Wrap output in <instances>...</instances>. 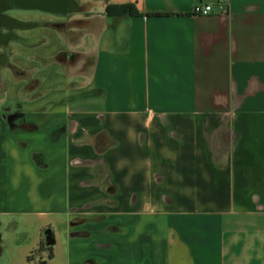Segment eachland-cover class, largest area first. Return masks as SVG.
I'll list each match as a JSON object with an SVG mask.
<instances>
[{"label":"crops","instance_id":"obj_1","mask_svg":"<svg viewBox=\"0 0 264 264\" xmlns=\"http://www.w3.org/2000/svg\"><path fill=\"white\" fill-rule=\"evenodd\" d=\"M122 4L142 16H105ZM102 6L74 88L30 77L40 39L9 55L28 78L0 67V228L37 217L40 245L51 229L40 264L66 241L67 264H264V0Z\"/></svg>","mask_w":264,"mask_h":264},{"label":"rangeland","instance_id":"obj_2","mask_svg":"<svg viewBox=\"0 0 264 264\" xmlns=\"http://www.w3.org/2000/svg\"><path fill=\"white\" fill-rule=\"evenodd\" d=\"M74 1H76L80 6V9L77 8V11H69L65 14L66 16L62 17L47 14L46 21L49 25L33 29L30 32L16 31L21 36L27 37L28 35H34L41 41H46V45H43L40 51L41 59L39 71L42 73L38 74L35 70V73H32L30 76L36 81L40 77L42 81L40 86L41 91L47 90L48 93H51V91L55 89H59L60 87L67 88L69 85L74 88L76 83L73 76H86V70L91 65V62H89L86 58V55L91 53L92 46L94 45V41H92V39L90 41V38H88L87 35V23L92 19L88 13L101 12L103 9L102 0ZM38 18L39 17L37 15H30L31 20H37ZM28 48V45L23 44L16 45L12 43L10 45L12 55H17L18 52L21 54L24 51H28ZM73 51H79L82 53L81 55L84 58L77 55V58L75 57L72 59L74 63H72V61L69 62L73 55ZM53 57L54 60L52 59ZM24 60H26V58H24ZM59 61H63V63L65 62L66 67ZM14 62L15 64L10 62L9 67L5 68H8L12 73H16L15 76L11 74V77H14L17 82L22 81L23 78H28L29 72L23 70V61L17 60ZM19 65L21 66L19 67ZM2 73L5 74L6 70H2ZM2 73L0 72V78ZM66 76L67 78H65ZM6 81L7 77L0 79V105L2 102H6V98L3 94L7 93ZM45 81L47 83L44 86ZM85 88L86 87H80V90L83 89L81 92H85ZM30 95L32 96V94ZM30 95L28 96L27 94L25 96L31 97ZM21 99L22 98L18 99L14 97L11 99L10 104H16L17 102H20L19 100ZM4 221L6 222V225L3 223V227L0 228V234L2 235V241L4 243L1 248L4 247V250H7L8 253V257L6 253L4 258H2L4 259L5 264L8 262L11 264H40V261L42 260H49L48 251L50 248L47 249L48 251L44 249L46 246L43 240L45 238L44 235H42L43 239L41 240V245L39 242V227L41 225V221L37 217L16 215L4 219ZM6 227H8V230H6ZM67 243L68 242L66 241L65 244L60 243L58 245L59 249H61V253L56 258L57 260L51 264H67L69 260V249Z\"/></svg>","mask_w":264,"mask_h":264},{"label":"flooded vegetation","instance_id":"obj_3","mask_svg":"<svg viewBox=\"0 0 264 264\" xmlns=\"http://www.w3.org/2000/svg\"><path fill=\"white\" fill-rule=\"evenodd\" d=\"M64 1L65 4L61 0H0V67L10 65L11 43L26 45L40 42L38 37L31 39L16 31L28 32L49 25L47 14L62 17L69 11L77 10L74 0ZM31 14L39 18L31 20Z\"/></svg>","mask_w":264,"mask_h":264},{"label":"trees","instance_id":"obj_4","mask_svg":"<svg viewBox=\"0 0 264 264\" xmlns=\"http://www.w3.org/2000/svg\"><path fill=\"white\" fill-rule=\"evenodd\" d=\"M105 16L107 17H140L142 14L138 11L134 4H122V5H110L107 6L105 10ZM172 16L170 14H151L147 15V17H166ZM51 248V247H47ZM52 253L50 254V258H52ZM41 264H46V262H42Z\"/></svg>","mask_w":264,"mask_h":264},{"label":"built area","instance_id":"obj_5","mask_svg":"<svg viewBox=\"0 0 264 264\" xmlns=\"http://www.w3.org/2000/svg\"><path fill=\"white\" fill-rule=\"evenodd\" d=\"M213 12V7L211 5H197L193 11L194 15H209Z\"/></svg>","mask_w":264,"mask_h":264},{"label":"water","instance_id":"obj_6","mask_svg":"<svg viewBox=\"0 0 264 264\" xmlns=\"http://www.w3.org/2000/svg\"><path fill=\"white\" fill-rule=\"evenodd\" d=\"M63 4H65L64 0H61ZM44 237H45V244L47 247L55 245V237L51 231V229H48L44 232Z\"/></svg>","mask_w":264,"mask_h":264}]
</instances>
